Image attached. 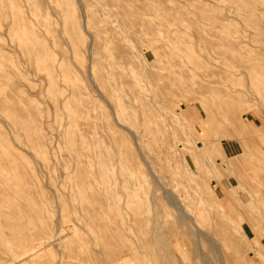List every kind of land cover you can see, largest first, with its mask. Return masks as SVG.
<instances>
[{"label": "rangeland", "instance_id": "1", "mask_svg": "<svg viewBox=\"0 0 264 264\" xmlns=\"http://www.w3.org/2000/svg\"><path fill=\"white\" fill-rule=\"evenodd\" d=\"M80 1L0 0V264L40 237L43 253L16 264H194L186 238L183 261L168 256V190L187 210L204 202V230L222 220L237 236L202 241L214 264H264V12L247 21L232 0H89V21ZM212 14L227 17L214 37ZM73 138L90 152L81 174ZM121 171L144 183L135 196Z\"/></svg>", "mask_w": 264, "mask_h": 264}, {"label": "bare ground", "instance_id": "2", "mask_svg": "<svg viewBox=\"0 0 264 264\" xmlns=\"http://www.w3.org/2000/svg\"><path fill=\"white\" fill-rule=\"evenodd\" d=\"M52 1V0H51ZM212 3H214L215 0H208ZM233 3H235V13L236 15L242 19V20H252L253 17H256L260 14H262V12H264V9H262L257 0H232ZM24 2V1H23ZM37 2V1H36ZM43 2V1H42ZM77 2V0H76ZM81 8H82V11L84 12L85 15H87V17L89 18V21H96V18H95V13H93L90 9V3H89V0H81ZM79 2V3H80ZM109 2V1H108ZM78 3V2H77ZM116 3V2H115ZM37 5H39V7H42V4L37 2ZM78 5V4H77ZM48 6V5H47ZM119 6V5H118ZM80 7V6H79ZM97 7V6H96ZM204 7L202 1H200V4H199V9L201 10L202 8ZM44 8V7H43ZM79 9V8H78ZM98 9V8H97ZM71 10V9H70ZM15 11V10H14ZM27 11V10H26ZM25 11V12H26ZM40 11V10H38ZM80 11V10H79ZM101 11H102V14H108L109 13V10L107 8H103L101 7ZM81 13V12H80ZM23 15V14H22ZM114 15V14H113ZM112 15V16H113ZM213 15V14H212ZM210 16L209 19L211 21V26L209 27V30H208V35L210 37H214L216 35V31H217V28L219 27H222L225 25L224 21L227 19V17H225L224 15H221V16H218V15H213V16ZM20 16V15H19ZM40 16V15H39ZM41 16H43L41 14ZM115 16V15H114ZM49 17V16H48ZM39 18V17H38ZM84 18V17H83ZM115 18V17H114ZM200 18L202 21V15H200ZM192 19V18H191ZM7 20V19H6ZM23 20V19H22ZM84 21V20H83ZM2 22V21H1ZM202 26L199 25V29H201ZM6 29V28H5ZM83 29V27H82ZM99 29V28H98ZM97 29V30H98ZM31 30V29H30ZM2 32V31H1ZM20 32V31H19ZM100 32V29L98 31H96V33L94 34H91L90 36L93 37L92 38V51L93 52H96V50L98 49V36H99V33ZM129 35V34H128ZM89 36V35H88ZM89 36V37H90ZM90 39V38H89ZM199 39L202 41L204 40L205 38L203 37V35L201 34V31H199ZM209 43H212L211 41H209ZM10 45V44H9ZM13 45V44H12ZM60 45V44H59ZM50 46V45H49ZM88 47V46H87ZM104 47V46H103ZM119 47V46H118ZM1 48V47H0ZM3 48V47H2ZM60 49V48H59ZM58 49V50H59ZM8 50V49H7ZM57 50V51H58ZM64 50V49H63ZM66 51V50H65ZM86 51V50H85ZM9 52V51H8ZM62 52V51H61ZM3 54V53H2ZM64 54V53H63ZM66 54V52H65ZM61 55V53H60ZM121 55V54H120ZM68 56V55H67ZM71 56V54H70ZM8 57V56H7ZM11 57V56H10ZM66 57V56H65ZM18 58V57H17ZM60 58V57H59ZM69 58V57H68ZM24 59V58H23ZM64 59V58H63ZM70 61V60H69ZM110 61V60H109ZM127 61V60H126ZM91 62V61H90ZM92 63H95V60L93 59ZM182 66L181 65V69H182ZM86 67V66H85ZM184 71H185V66L183 67ZM87 69V68H86ZM75 70V69H74ZM81 70V69H80ZM21 71V70H20ZM85 72L87 70H84ZM94 71V70H93ZM183 71V72H184ZM187 70L184 72L186 73ZM36 73V71H35ZM223 73H226L228 74V70L225 69L223 70ZM23 74V73H22ZM71 74V73H70ZM96 74V73H95ZM40 75V74H39ZM88 75V74H86ZM186 75V74H185ZM25 77V76H24ZM28 77V76H27ZM42 77V76H41ZM60 77V76H59ZM90 80V79H89ZM96 80L100 82V85H102V83L104 82V76L103 75H99L98 77H96ZM22 81V80H21ZM126 81V80H125ZM16 83V82H15ZM122 83V82H121ZM45 85V84H44ZM44 88V87H43ZM131 88V87H130ZM133 90V89H132ZM7 91V90H6ZM31 91V90H30ZM33 91V90H32ZM15 93V92H14ZM25 93V92H24ZM17 94V93H16ZM8 95V94H7ZM29 95V94H27ZM74 95V90H72L68 96H73ZM23 96V95H21ZM26 96V95H25ZM103 96V95H102ZM106 96V95H105ZM108 96H111V93L108 94ZM2 97V96H1ZM10 97H14V96H10ZM30 97V96H27V98ZM35 97V96H34ZM56 97V96H55ZM104 97V96H103ZM3 98V97H2ZM36 98V97H35ZM79 98V97H78ZM102 98V97H101ZM106 98V97H105ZM9 99V98H7ZM14 99V98H13ZM12 99V100H13ZM22 99V98H21ZM55 99V98H54ZM59 99V98H58ZM108 98H106L105 100H107ZM110 99V98H109ZM2 101L0 102L2 104L3 99H1ZM11 100V99H10ZM24 101V100H23ZM32 101V99H31ZM35 101V100H34ZM58 101V100H57ZM108 101V100H107ZM111 101V100H110ZM15 102H16V99H15ZM106 102V101H105ZM24 103V102H23ZM28 104V102H26ZM59 103V101H58ZM108 103V102H107ZM0 104V105H1ZM14 104V103H13ZM26 104V105H27ZM5 105V104H4ZM17 105V104H15ZM52 105V104H51ZM109 105V104H108ZM18 107H20V105H17ZM15 106V107H17ZM1 107V106H0ZM13 107V106H12ZM31 107V106H30ZM29 107V108H30ZM101 107V106H100ZM229 107V106H228ZM4 108V106H3ZM103 108V107H102ZM2 109V108H1ZM22 109V108H20ZM18 109V110H20ZM28 109V108H27ZM110 109V108H109ZM23 110V109H22ZM30 110V109H29ZM33 112H34V109H32ZM58 110V108H57ZM230 112L233 111L231 109V107L229 108ZM17 111V109H16ZM77 111V114L80 115L81 113V110H79V108L76 109ZM23 112V111H22ZM22 112L20 111V113L22 114ZM29 112V111H28ZM58 113V112H57ZM114 113V115H113ZM111 113L114 118L113 120H115L114 122H116V119L117 118V109L114 108V112ZM17 114V112L15 113ZM19 114V113H18ZM34 114V113H33ZM233 114V113H232ZM20 115V114H19ZM34 116V115H33ZM32 116V117H33ZM36 116V115H35ZM19 117H22V116H19ZM37 117V116H36ZM142 117L144 118V113L142 112ZM141 117V118H142ZM25 118V117H24ZM110 118V117H109ZM119 118V117H118ZM142 118V119H143ZM21 119V118H20ZM27 119V118H26ZM31 119V118H30ZM38 119V118H37ZM147 119V118H146ZM76 120V119H75ZM74 120V121H75ZM4 121V120H3ZM39 121V120H38ZM83 121V120H82ZM142 121H145V118L142 120ZM20 122V121H19ZM81 122V120H80ZM146 122V121H145ZM4 123V122H3ZM87 123V122H86ZM118 123V122H117ZM21 124V123H20ZM37 124H40V123H37ZM36 124V126H37ZM42 124V123H41ZM80 124V123H79ZM108 124V123H107ZM23 124H21L22 126ZM6 126V125H5ZM20 126V127H21ZM88 127V126H87ZM105 127V126H104ZM121 127V126H120ZM125 127V125H124ZM183 127V126H182ZM23 128V127H22ZM128 128V127H126ZM25 129V128H24ZM40 129V126L39 128ZM82 129V128H81ZM80 129V130H81ZM129 129V128H128ZM19 130V129H18ZM135 130V129H134ZM133 132V131H132ZM131 131H129L128 133H132ZM84 133V132H83ZM133 134V133H132ZM55 135V134H54ZM108 135V134H107ZM131 135V134H130ZM64 137V136H63ZM38 140H40V135L38 137H36ZM57 138V137H56ZM135 138V137H134ZM12 139V138H11ZM36 139V140H37ZM46 139V138H45ZM120 139V138H119ZM29 140V139H28ZM117 138H115L114 136L111 137V142L112 141H116ZM153 140V139H152ZM189 140V139H188ZM192 140V139H191ZM76 139L73 138V142H74V147H73V151L75 152V154L77 155L76 156V162H77V167H76V171H78V173H83L85 172V169L86 171L87 168L83 167L81 165V162H82V159L79 158L80 155L82 154V151L83 149H85L87 152H85V155L86 156H90V152L88 151L87 149V146H84L82 144H76ZM119 141V140H117ZM54 142V141H53ZM166 142V141H165ZM190 142V140H189ZM27 143V142H26ZM41 143V142H40ZM135 143V142H134ZM16 144V143H15ZM35 144H36V141H35ZM17 145V144H16ZM29 145V144H28ZM31 146V145H30ZM165 147V146H164ZM46 149V148H45ZM170 150V149H169ZM26 151V150H25ZM37 151V150H36ZM28 152V151H27ZM29 152H30V149H29ZM169 152V151H168ZM29 154V153H28ZM84 154V153H83ZM33 156V155H32ZM50 158V157H48ZM87 158V157H86ZM81 159V160H80ZM51 160V159H50ZM23 161V160H22ZM114 157H108L104 162H103V166H104V169H105V172H107L108 169H111L112 165H114ZM75 162V163H76ZM72 163V162H71ZM159 163V162H158ZM170 163V162H169ZM149 165V164H148ZM147 165V168L149 167ZM86 166V165H85ZM91 166V165H90ZM111 166V167H110ZM227 167H231V164L230 163H227L225 165ZM162 167V166H161ZM7 168V167H6ZM128 169H131V167H127ZM151 168V166L149 167V169ZM8 169V168H7ZM90 169V168H89ZM150 172H151V176L154 178V179H157V177L155 176V174L153 173V171L150 169ZM221 175H224V173L221 171L220 172ZM15 175V174H14ZM4 177V176H3ZM108 177V175H107ZM5 178V177H4ZM108 179V178H107ZM115 180H117V178H114ZM118 179L121 181L122 185L125 186L128 190H127V194L128 196H135L137 193H138V189H141L142 188V185H144V183L139 180V178H134L135 180L131 181L129 180V177L127 176V174H125L123 171L120 172V178L118 177ZM83 182V181H82ZM156 182V181H155ZM159 182V181H158ZM176 182V181H175ZM160 183V182H159ZM82 184V183H81ZM94 184V182L92 183V185ZM155 184V183H154ZM160 185V184H159ZM69 186V185H68ZM85 186V184H84ZM161 187V185H160ZM51 188V187H50ZM53 190V189H51ZM97 191V190H95ZM165 191V190H164ZM166 192V195H169V198H167V201L169 204L175 206L177 212H178V215L175 216V220H176V226L172 229H170L168 232H164L162 234V237L164 236V238H166L167 240V246H166V249L167 250H170V255H168L169 257L170 256H178L180 257V259L182 260L181 258V254H180V250H179V243H180V240L181 239H184L186 238V244H188V250L192 251L193 253V260H194V264H199V260L200 262L204 263V264H214L212 259H211V252H212V247L216 246V244L218 243L217 240V237H221V236H226V237H229V239L231 240V242L237 246L238 242H237V236L236 235H233L231 232H229L228 230L226 229H223L224 227H222V220H214V224L213 226H211L210 230L206 231L204 230L200 225H199V221L200 219H205L206 218V215L204 213L207 214V209L204 207V202L201 200L199 202V204L196 205V207L194 208H190L187 210V208H185V206L187 204H190L187 203L186 205L179 199L177 198V196L171 194L168 191H165ZM90 199V198H89ZM187 201V200H186ZM166 202V201H165ZM171 205H169L170 207H172ZM185 205V206H184ZM190 207V205H188ZM192 206V205H191ZM167 206V208H170ZM187 207V206H186ZM97 208V207H95ZM174 207L172 209H175ZM89 209V208H88ZM91 210V209H90ZM89 210V211H90ZM151 210V209H150ZM88 211V210H87ZM92 211V210H91ZM65 212V211H64ZM71 212V211H70ZM223 212V211H221ZM220 212V213H221ZM90 213V212H89ZM157 214H159L158 211H156ZM91 214V213H90ZM209 214V213H208ZM176 215V214H175ZM90 217V216H89ZM88 217V218H89ZM92 217V216H91ZM1 218V217H0ZM94 218V217H93ZM230 219V218H229ZM1 220V219H0ZM93 220V219H92ZM97 220V219H96ZM231 221H233L232 219H230ZM69 222V221H68ZM100 222V221H99ZM3 223V221H2ZM236 223V222H235ZM71 224V223H70ZM237 224V223H236ZM65 225V224H64ZM240 225V224H239ZM238 226V225H237ZM61 227V226H60ZM56 231V230H55ZM72 232V231H70ZM12 233V232H11ZM114 235V234H113ZM107 236V235H106ZM80 238V237H79ZM78 238V239H79ZM55 239V238H54ZM217 239V240H216ZM203 240H205L208 244L211 245V248L209 251H206L204 248H203ZM44 241H47V239L45 240V238L42 240L41 237L38 239H35V240H32V242L29 244L28 242L24 241L21 245V248L16 250V252H12L10 253L12 255V261H14V264L16 263H19L23 257H26L28 256L29 258H33V257H36L40 254L43 253V251L45 250V243ZM217 242V243H215ZM221 243V242H220ZM222 245V244H221ZM73 246V245H72ZM77 246V245H76ZM218 246V245H217ZM78 247V246H77ZM223 247V246H222ZM224 249V248H223ZM69 250V249H68ZM214 250V249H213ZM220 250V248H219ZM261 250V249H260ZM73 251V250H72ZM219 252V251H218ZM71 253V250L70 252H68V254ZM74 253V252H73ZM260 255V258H264V253H261L259 252L258 253ZM69 256V255H68ZM72 256V255H71ZM74 256V255H73ZM167 256V257H168ZM67 257V255H66ZM11 258V256H10ZM59 258V257H58ZM124 259H117V264H122L124 262ZM198 260V261H197ZM237 260V259H236ZM33 261V260H32ZM123 261V262H122ZM183 261V260H182ZM181 261V262H182ZM74 262V261H73ZM192 262V261H191ZM169 263V262H168ZM11 264V263H10ZM13 264V263H12ZM74 264V263H73ZM181 264V263H180ZM183 264V263H182Z\"/></svg>", "mask_w": 264, "mask_h": 264}, {"label": "crops", "instance_id": "3", "mask_svg": "<svg viewBox=\"0 0 264 264\" xmlns=\"http://www.w3.org/2000/svg\"><path fill=\"white\" fill-rule=\"evenodd\" d=\"M236 144V141L234 140H224L222 142V151L225 156H232L235 152L234 145Z\"/></svg>", "mask_w": 264, "mask_h": 264}]
</instances>
